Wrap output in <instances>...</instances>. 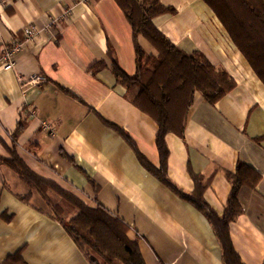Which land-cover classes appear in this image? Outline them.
Instances as JSON below:
<instances>
[{"label":"crops","instance_id":"crops-1","mask_svg":"<svg viewBox=\"0 0 264 264\" xmlns=\"http://www.w3.org/2000/svg\"><path fill=\"white\" fill-rule=\"evenodd\" d=\"M161 2L174 12L156 17L157 29L185 53L204 54L236 83L214 105L196 93L185 135L165 137L167 176L192 193L191 174L214 175L204 197L222 216L232 189L225 173H235L239 162L260 173L255 189H241L244 211L230 224V233L244 264H264V83L203 0ZM127 21L115 0H0V52L12 38L23 39L26 27L40 31L18 56L15 70H0V157L12 158V135L25 120L16 151L29 169L86 206L101 204L123 219L147 264H223L222 246L206 216L154 177L108 126L128 133L150 164L160 167L159 125L128 100L127 89L113 75V61L126 74L137 72ZM100 63L103 68L94 73ZM36 73L46 83L28 85ZM44 122L53 123L55 134ZM38 193L0 166V264L19 251L26 264H90ZM28 194L29 204L19 198ZM48 194L65 211L64 219L69 212L70 219L78 214L69 202Z\"/></svg>","mask_w":264,"mask_h":264},{"label":"trees","instance_id":"trees-1","mask_svg":"<svg viewBox=\"0 0 264 264\" xmlns=\"http://www.w3.org/2000/svg\"><path fill=\"white\" fill-rule=\"evenodd\" d=\"M115 1L132 27L137 72L133 76L126 74L119 63L113 61V75L118 84L127 89L128 100L154 118L159 125L155 138L160 153V167L150 164L138 151L128 133L110 123L108 126L118 131L134 148L141 164L154 177L206 216L222 246L223 264H244L238 252L235 251L230 224L235 222L244 211L238 200L241 189L243 187L255 189L261 182L262 175L243 162L238 163L235 173H225L232 189L227 198L225 212L219 216L204 197L212 184L214 175L206 179L204 175L191 174L195 182V190L192 193L179 189L180 187L167 176L170 150L165 138L171 133L178 137L185 135V123L189 110L194 104L196 93L201 94L208 103L214 105L231 93L236 88V83L228 72L216 68L204 54L185 53L157 29L153 20L163 14L174 12L172 8H165L161 0ZM203 1L215 13L232 40V44L242 53L251 69L264 83V0ZM142 40L154 48L155 55L143 48ZM103 66V63L96 65L94 73ZM26 126L25 120L19 122L12 135V144H14L12 158L0 157V166H6L15 171L22 182L39 192L38 194L52 209L51 218L63 225L90 264H147L141 255L138 240L129 238V226L123 219L110 213L101 204H98L96 208L86 206L72 193L65 191L56 183L42 179L29 169L16 151V142ZM62 155L76 165L74 158L65 153ZM88 180L92 186H95L92 179ZM50 191L74 206L78 214L70 220L64 219L65 211L52 202L48 194ZM30 196L28 194L19 198L29 204ZM22 259V251H19L8 257L4 264H26Z\"/></svg>","mask_w":264,"mask_h":264},{"label":"built area","instance_id":"built-area-1","mask_svg":"<svg viewBox=\"0 0 264 264\" xmlns=\"http://www.w3.org/2000/svg\"><path fill=\"white\" fill-rule=\"evenodd\" d=\"M23 39L12 38L10 42L2 45L1 58H0V70H15L17 59L20 53L25 49L27 43L35 42L40 34L39 28L35 26H28L24 29ZM27 84L33 87H37L46 83L47 79L41 74H33L28 77ZM34 114V112H32ZM44 129L55 134V126L51 122L43 123Z\"/></svg>","mask_w":264,"mask_h":264},{"label":"rangeland","instance_id":"rangeland-1","mask_svg":"<svg viewBox=\"0 0 264 264\" xmlns=\"http://www.w3.org/2000/svg\"><path fill=\"white\" fill-rule=\"evenodd\" d=\"M145 43V46L146 47H150V49H152V50H154V48L153 47H151V45L148 43L147 44V42H144ZM72 211H74V210H72ZM73 212H69L68 213V216H67V218L66 219H69L70 220V217H72L73 216V214H72Z\"/></svg>","mask_w":264,"mask_h":264}]
</instances>
